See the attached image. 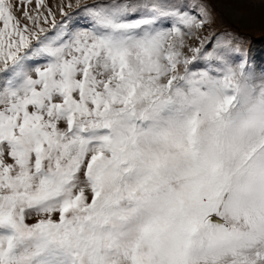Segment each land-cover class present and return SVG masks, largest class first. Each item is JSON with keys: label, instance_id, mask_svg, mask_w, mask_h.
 Segmentation results:
<instances>
[{"label": "snow or ice", "instance_id": "snow-or-ice-1", "mask_svg": "<svg viewBox=\"0 0 264 264\" xmlns=\"http://www.w3.org/2000/svg\"><path fill=\"white\" fill-rule=\"evenodd\" d=\"M213 2L0 0V264H264V66Z\"/></svg>", "mask_w": 264, "mask_h": 264}, {"label": "rangeland", "instance_id": "rangeland-1", "mask_svg": "<svg viewBox=\"0 0 264 264\" xmlns=\"http://www.w3.org/2000/svg\"><path fill=\"white\" fill-rule=\"evenodd\" d=\"M213 12L216 17L213 27L244 37L248 41L251 60L257 66H264V2L214 0Z\"/></svg>", "mask_w": 264, "mask_h": 264}]
</instances>
